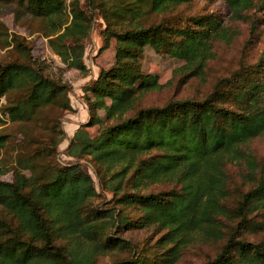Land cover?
<instances>
[{"label":"trees","instance_id":"trees-1","mask_svg":"<svg viewBox=\"0 0 264 264\" xmlns=\"http://www.w3.org/2000/svg\"><path fill=\"white\" fill-rule=\"evenodd\" d=\"M192 1H124L110 13L112 18L105 17L103 49L115 39L116 62L87 89L93 98L88 101L91 119L101 128L92 138L85 131L88 125H82L67 153L78 161L91 158L119 209H93L98 193L79 162L44 167L47 148L37 152L38 162V158L18 159L12 180L0 179V211L7 216L0 218L4 263L97 264L99 256L130 248L127 241L112 237L113 231L154 227L166 231L161 240L173 245L166 259L164 254L153 260L139 256L115 264H170L198 237L224 239L221 218L228 215L224 202L229 197L226 167L233 163L244 165L254 184L239 201L237 218L251 229L257 215L264 226V175L257 177L259 165L249 147L264 134V63L250 67L247 76L243 70L219 82L203 100H172L128 116L145 94L164 88L156 77L143 74L141 57L146 47L184 61L176 74L201 78L214 59V43L232 41L233 31L214 16L192 18L184 26L129 21V15L163 14ZM220 1L236 21L258 5L264 7V0ZM12 2L19 14L44 24L49 47L68 70L86 73L85 41L100 0H86V6L78 0ZM14 43L21 52L28 51L19 38ZM26 54L24 62H0V124L25 123L52 107L72 110L67 85L49 75L30 52ZM18 92L24 94L22 101L8 99ZM97 111L105 112V120L96 117ZM5 140L0 137V143ZM62 141L63 136L54 143L55 152ZM159 183L175 187L168 192H143ZM127 209L139 216L129 217L124 213ZM207 264H264V244L231 236Z\"/></svg>","mask_w":264,"mask_h":264},{"label":"rangeland","instance_id":"rangeland-1","mask_svg":"<svg viewBox=\"0 0 264 264\" xmlns=\"http://www.w3.org/2000/svg\"><path fill=\"white\" fill-rule=\"evenodd\" d=\"M78 1L80 6H86V0ZM100 1V9L92 14L91 35L85 41L84 63L87 71L82 73L77 70H68L60 57L52 52L48 39L44 37V24L41 21L19 14L17 5L12 0H0V62H24L26 53L30 52L33 59L40 62L49 75L55 76L67 85L72 107L70 111H65L61 107L47 108L31 121L25 123L7 121L0 124V137H6V140L0 143V179L11 181L18 159L29 157L36 159L39 157L37 152L47 148L48 158L41 162L42 166H65L79 162L83 170L92 177L98 193L93 201L95 210L119 209L116 196L106 187L105 180L98 174L91 158L79 161L73 159L69 157L67 148L82 125H88L85 131L92 138L99 133L101 125L91 119L88 101L93 98L87 89L98 78L101 71L110 69L116 62V40L111 39L109 47L103 49L105 43L103 33L108 23L105 17L112 18L110 13L115 11L122 2H130V0ZM260 6L246 13L241 21L232 20L227 6L220 0H193L172 11L163 14L148 13L140 18L129 15L130 22H139L144 26L161 22L184 26L192 18L214 16L222 19L224 26L233 31V39L230 42L214 43V59L208 62L205 76L201 78L176 74V71L184 65V61L171 58L166 54H158L152 48L146 47L141 57L143 74L156 77L164 88L145 94L128 116H133L135 111L144 108L162 107L172 100H203L215 90L219 82L230 79L236 72L243 70H245L244 76H247L250 67L264 63V7ZM122 24H129V22L122 21ZM17 38L28 51L21 52L20 49L15 48L14 41ZM8 99L13 102L22 101L24 94L18 92L10 95ZM96 117L105 120V112L97 111ZM92 121L94 123L91 125ZM104 124L110 125L112 122ZM62 136L63 141L55 152L54 143ZM249 147L259 165L257 177L264 175V134L254 139ZM226 171L229 197L224 202L228 215L221 218L224 239L208 241L198 237L182 248L180 255L170 264H207L217 257L231 236H237V240H246L249 243L264 244L262 217L253 215L255 226L251 229L245 228L237 218L236 208L239 201L254 185L247 174V168L233 163L227 165ZM25 174L28 177L32 176L31 171H26ZM174 187L171 183H159L143 192L145 194L168 192ZM124 211L131 218L139 216L134 209ZM0 218L7 219L5 212L0 211ZM165 234L166 231L154 227L113 231L112 237L127 241L130 243V248L125 247L99 256L96 260L97 264H115L121 260L139 256L153 260L163 254L165 255V257L162 256L163 259H166L168 250L173 245L168 244L166 240H161ZM0 264L6 263L0 260Z\"/></svg>","mask_w":264,"mask_h":264}]
</instances>
